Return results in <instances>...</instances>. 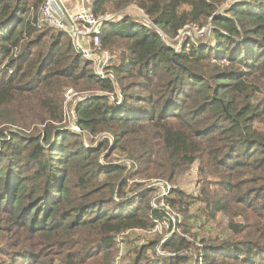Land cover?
<instances>
[{"label": "trees", "instance_id": "trees-1", "mask_svg": "<svg viewBox=\"0 0 264 264\" xmlns=\"http://www.w3.org/2000/svg\"><path fill=\"white\" fill-rule=\"evenodd\" d=\"M44 1L0 0V264H112L121 234L154 226L153 190L129 179L174 184L194 166L198 193L168 199L184 223L166 254L148 255L155 240L124 264H264V0L225 15L229 0H94L152 22L105 26L106 78L40 24ZM186 26L211 37L175 49L159 34ZM68 90L86 94L78 133ZM208 223L223 231L199 239Z\"/></svg>", "mask_w": 264, "mask_h": 264}, {"label": "built area", "instance_id": "built-area-1", "mask_svg": "<svg viewBox=\"0 0 264 264\" xmlns=\"http://www.w3.org/2000/svg\"><path fill=\"white\" fill-rule=\"evenodd\" d=\"M85 1L86 0H45L40 8V24L67 34L80 53L83 54L85 58L92 61L96 75L100 78H106L108 77L107 71L113 61V57L109 51L103 49L101 38L104 34L105 26L110 22H114L113 19L116 18V16L107 12L96 14L92 9L85 6ZM243 1L246 0H229L226 2L228 6L227 9ZM142 14L147 23L145 25H152V22L143 11ZM188 28H197L199 31H204L206 29L191 26H186L184 29ZM159 34L163 40H169L167 35L161 32H159ZM73 94L75 93L72 90H68L67 100L70 97L69 95ZM112 98L115 99L114 97ZM135 183L141 185L150 183L145 187L152 189L154 192L150 200V207L154 212L152 216L154 226L150 230L134 229L121 234L117 239L120 250L112 264H124L125 250L122 242L129 235L140 232L162 234L164 236L162 241L155 247V255L157 254L159 256L166 254V252L162 250V245L181 232L183 217L181 214L174 211V208L168 201L175 186L169 181L158 179L151 181L136 179L133 184ZM131 195L132 194H129L128 196L131 197ZM115 199L118 201L117 198ZM202 263L203 257H199V264Z\"/></svg>", "mask_w": 264, "mask_h": 264}, {"label": "rangeland", "instance_id": "rangeland-1", "mask_svg": "<svg viewBox=\"0 0 264 264\" xmlns=\"http://www.w3.org/2000/svg\"><path fill=\"white\" fill-rule=\"evenodd\" d=\"M94 2V0H86L85 1V6L89 9H92V3ZM227 3H224L218 10V13L221 15H225L226 11H227ZM107 13L112 14L113 16L115 15L116 18H114V22L116 21V19H121L122 17H124L125 15H129L130 17L134 18L136 21H141L143 24H147L145 21V17L142 14V11L137 7V6H129L128 8H126L124 11H107ZM208 28V27H207ZM207 28L203 31H199V29L197 28H188V29H184L181 34L180 37L174 39V40H167L168 43L171 44V46L175 49H180L183 46V42L188 41V39H191L193 42L195 43H201L203 41L209 40L212 34V30H207ZM214 42V40H213ZM73 91V90H72ZM75 94L73 95H69V99L66 101V109L67 112H69L70 115V128H72L75 132H80V130L77 128V125L74 124L73 120H74V116L72 114V110L71 106H74L73 104L76 103L77 101H80L83 97L86 96V94H79L75 91H73ZM89 95V94H88ZM113 99V98H112ZM114 100V99H113ZM67 106H69L70 108H67ZM102 139V138H101ZM100 139V141H101ZM112 140V139H111ZM111 167H114V165H111ZM138 179L140 180L141 178L135 177L134 179H129L128 181V185L129 187L133 186V187H138L139 183H135L133 184V182H135V180ZM150 183L145 184L144 186H148ZM175 186V189H180L185 191L187 194L190 195H194L198 193V175H197V166H194L189 172H187L185 175H183L178 183H174L173 184ZM200 205H197L195 208L192 209L193 213H198L199 212V208ZM174 211H176L177 213L181 214L179 211H177L176 209H174ZM182 215V214H181ZM183 217V215H182ZM199 218H202L199 217ZM204 220L200 219L199 223H203ZM182 223H184V219L182 220ZM224 226H226L225 223L221 222ZM200 231L198 232V237H200L199 239H202L203 236L208 237L209 236V231H212V236H216L217 234L220 233V231H223L222 228L218 227L217 225L213 224V223H208L205 224V227H201L199 228ZM210 229V230H209ZM163 235L162 234H150L147 232H140V233H134L132 235H129L128 237H126L124 239V241L122 242L124 245V250H125V256L127 255V252L133 249H140L142 247L147 246L150 242H153L155 240L159 241V243L162 241L163 239ZM191 239V238H190ZM192 240V239H191ZM199 241V240H198ZM143 243V244H141ZM198 246L201 247L200 244H197ZM120 250V246H118V253ZM149 256H155V250H149L148 253ZM59 264V263H57Z\"/></svg>", "mask_w": 264, "mask_h": 264}, {"label": "water", "instance_id": "water-1", "mask_svg": "<svg viewBox=\"0 0 264 264\" xmlns=\"http://www.w3.org/2000/svg\"><path fill=\"white\" fill-rule=\"evenodd\" d=\"M105 137H108V136H104V137H102V139L105 138ZM110 139H111V138H110Z\"/></svg>", "mask_w": 264, "mask_h": 264}]
</instances>
